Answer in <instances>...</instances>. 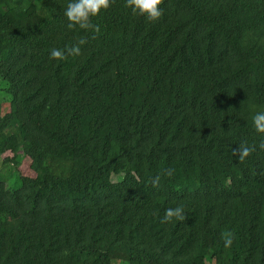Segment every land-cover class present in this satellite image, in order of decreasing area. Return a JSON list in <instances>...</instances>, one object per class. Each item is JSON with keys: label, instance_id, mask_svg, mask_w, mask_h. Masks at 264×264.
I'll return each mask as SVG.
<instances>
[{"label": "trees", "instance_id": "obj_1", "mask_svg": "<svg viewBox=\"0 0 264 264\" xmlns=\"http://www.w3.org/2000/svg\"><path fill=\"white\" fill-rule=\"evenodd\" d=\"M69 2L0 0V264H264V0H115L99 34Z\"/></svg>", "mask_w": 264, "mask_h": 264}, {"label": "clouds", "instance_id": "obj_2", "mask_svg": "<svg viewBox=\"0 0 264 264\" xmlns=\"http://www.w3.org/2000/svg\"><path fill=\"white\" fill-rule=\"evenodd\" d=\"M115 0H71L64 9V16L67 20V28L69 30L80 29L85 32L92 31L99 34L100 27L94 24L93 18L97 17L101 11H107ZM164 0H125V7L130 9L132 14L145 17L149 22L159 20L163 11L161 5ZM87 43L85 37H80L72 44L65 46L63 49L53 48L50 50V59L62 61L66 60L69 56H79L81 54V47ZM252 123L258 133L264 134V111L257 112L252 117ZM261 150H264V141L259 145ZM253 151L255 146L249 147L241 144L238 149L233 150V155L238 156L242 162ZM173 170L171 168L165 171V175L171 176ZM159 176L152 180L153 187H158ZM184 221L185 214L181 206L175 208H168L161 219V223L171 222L173 219ZM233 243L232 234L228 233L224 238V246L231 247Z\"/></svg>", "mask_w": 264, "mask_h": 264}, {"label": "rangeland", "instance_id": "obj_3", "mask_svg": "<svg viewBox=\"0 0 264 264\" xmlns=\"http://www.w3.org/2000/svg\"><path fill=\"white\" fill-rule=\"evenodd\" d=\"M6 90V84L1 82L0 81V105H3V108H2V112H6V108H7V104L10 102V97L6 94L5 92ZM0 170L2 172V174L4 176H9V174H12V172H14L15 168L14 167H8V166H5V167H0ZM20 173L23 175V176H34V172L31 171V168H30V161L29 160H25L23 165L21 166V168L19 169ZM6 176V177H7ZM120 177H117V176H114L113 177V181L114 182H117V181H120ZM11 187H14L16 186L15 182L12 181L11 183Z\"/></svg>", "mask_w": 264, "mask_h": 264}]
</instances>
